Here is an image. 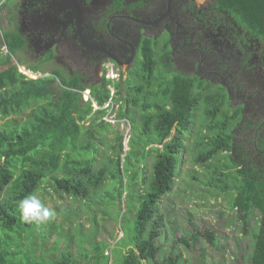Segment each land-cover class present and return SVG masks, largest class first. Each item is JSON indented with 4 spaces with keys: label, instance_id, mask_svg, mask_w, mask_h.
Here are the masks:
<instances>
[{
    "label": "trees",
    "instance_id": "16d2710c",
    "mask_svg": "<svg viewBox=\"0 0 264 264\" xmlns=\"http://www.w3.org/2000/svg\"><path fill=\"white\" fill-rule=\"evenodd\" d=\"M213 1L219 11L228 13L246 32L264 42V0ZM4 43L7 55L0 61V264H109V246L96 242L90 244L89 254H81L82 263L69 251L55 260L46 261L43 254L35 260L31 239L35 230L43 236V228L23 221L17 202L29 193L36 194L46 181L59 194L79 202L91 200L106 186L112 188L106 201L122 203L125 196V205L130 203L135 216L132 222L125 221L126 215L122 217L126 240L119 245L125 251L118 252L117 264H189L181 254L159 258L163 221L158 215L162 201L177 184L188 149L186 142L194 134L200 110L203 126L195 136V165L202 166L222 154L228 159L222 168L210 173L205 186L232 195L230 209L237 214L243 232L249 228L253 213L264 218V175L234 163L230 155L232 129L240 115L238 109L227 107L222 89L175 75L169 62L165 69L147 55L138 81L127 83L126 105L118 114L119 119H129L133 131L137 116L138 134L130 141L121 164L124 137L117 133V143L111 146L114 155L103 165L99 154L103 141L92 138L98 131L85 123L91 120L92 127L97 125L104 131L111 127L103 121L108 110L93 112L90 101L82 102L80 93L86 88L78 78H64L59 83L55 73L36 80L19 73L11 56L23 44L8 42V37ZM155 73L158 82H149ZM112 83L104 80L90 89L91 99L100 108L114 101L109 89ZM175 127L178 133L172 136ZM150 157L154 163L147 171ZM201 240L217 246L218 239L208 228L202 232L193 229L176 243L189 250ZM26 242L30 246L25 249ZM249 264H264L263 220Z\"/></svg>",
    "mask_w": 264,
    "mask_h": 264
},
{
    "label": "flooded vegetation",
    "instance_id": "af4514ba",
    "mask_svg": "<svg viewBox=\"0 0 264 264\" xmlns=\"http://www.w3.org/2000/svg\"><path fill=\"white\" fill-rule=\"evenodd\" d=\"M6 4L3 0L0 9L6 13L3 30L8 42L23 44L14 53L22 62L17 67L21 64L40 77L51 76L52 71L66 79L78 78L86 88L80 93L84 103L87 92L90 95L92 87L107 80L113 81V103L120 107L127 83L138 81L147 55L165 69L169 62L175 75L222 89L228 108L239 110L232 133L243 126L241 136L251 143L255 167L249 168L264 175V42L219 11L213 0H11ZM157 78L155 73L148 80L158 82ZM234 149L232 138L231 152Z\"/></svg>",
    "mask_w": 264,
    "mask_h": 264
},
{
    "label": "rangeland",
    "instance_id": "374dc122",
    "mask_svg": "<svg viewBox=\"0 0 264 264\" xmlns=\"http://www.w3.org/2000/svg\"><path fill=\"white\" fill-rule=\"evenodd\" d=\"M2 1L0 0V6ZM10 2L11 0H7L5 6L10 5ZM5 16L6 13L3 8L0 9V61L7 55L6 47H4L3 43L7 37V32L3 30L7 23ZM262 54L264 56V47ZM11 58L14 64L19 61L22 63L21 59L15 54ZM20 67L21 64L17 67V71L27 78L32 80L41 78L38 74H34V77L25 74L20 70ZM50 68L51 66L46 69ZM49 73L54 72L50 71ZM55 74L58 75V82L61 83L65 77L59 72ZM113 85L112 83V89L110 88L111 97H114L115 89ZM262 96L264 99V94ZM124 100L120 107L118 104L109 107L107 114L103 118V121L111 124V127L100 131L97 125L91 126V120L85 123V126L89 125L87 128L98 131L92 138H99L103 141L99 151L100 162L103 165H108L109 158L114 155L111 146L117 143V133L124 137V154L121 162L123 164V159L130 150L129 143L138 134L140 128L137 116H135L136 118L133 117L137 121L136 131L132 130L129 119H119L118 114L124 105ZM199 107H203V105L200 104ZM92 108L93 112L97 111V109H94V105H92ZM262 111L264 113V105L262 106ZM112 121H115V123H112ZM202 126L203 112L200 110L196 119L194 134L191 140L186 142L188 149L184 156L185 162L181 166V174L177 184L172 194L164 198L160 206L158 216L163 221V237H161L159 242L161 248L159 258L181 254L184 261L189 264H249L254 251L255 237L264 218L262 219L259 214L253 213L249 228L243 232L237 214L230 209L232 195L229 192L226 195H222L217 190H214V186H205L207 180L211 177L210 173L215 168H222L224 164L228 163V159H226V155L222 154L202 166L195 165V136L196 132L197 134L199 133ZM241 128L243 126L237 127L232 133L236 149L230 155L234 163L251 167L255 164L253 160L255 155L252 154L251 143L241 136ZM101 133L102 136H100ZM177 133L178 128L175 127L172 131V136ZM248 153L250 154L249 158ZM183 155L181 154V156ZM153 163L154 157H150L146 163L147 171L150 170ZM111 194L112 188L106 186L98 194H94L91 200L79 202L59 194L49 181L43 183L36 195L46 207L55 212V215L41 225L43 236L36 234L37 230L33 232L31 239V241L33 240V245L31 247L35 250V260L39 258L40 254H43L44 259H47L46 261L55 260L60 257L61 253L69 251L77 261L82 263L81 254H89L91 252L90 244L96 242V244L109 246L106 252V255L110 257L109 264H113L114 260L117 264L118 252L125 251V248L119 245L123 240H126L122 230V217L126 215L125 221H131L135 216V211L130 212V203L126 207L125 196L122 198V203L118 202V200L106 201ZM130 225L128 229H130ZM204 228H208L215 233L218 239L217 246L210 247L201 240L197 247L188 250L176 243V240L188 235L193 229L202 232ZM29 246L28 242L24 243L25 249ZM202 253L204 254L203 259Z\"/></svg>",
    "mask_w": 264,
    "mask_h": 264
},
{
    "label": "clouds",
    "instance_id": "9594fccd",
    "mask_svg": "<svg viewBox=\"0 0 264 264\" xmlns=\"http://www.w3.org/2000/svg\"><path fill=\"white\" fill-rule=\"evenodd\" d=\"M17 208L23 221L37 225L46 223L55 215V212L46 207L34 193H29L20 199Z\"/></svg>",
    "mask_w": 264,
    "mask_h": 264
},
{
    "label": "built area",
    "instance_id": "2783aa9c",
    "mask_svg": "<svg viewBox=\"0 0 264 264\" xmlns=\"http://www.w3.org/2000/svg\"><path fill=\"white\" fill-rule=\"evenodd\" d=\"M6 52H7V50H6ZM110 79L113 80L114 78H110ZM85 101H86L85 103L90 101L91 104L94 105V109H97V111L100 110V109H107L108 110L109 107L114 106L113 102H112V99H111L108 102V104H106L103 108H100L97 103L93 102V100L91 99V96L89 95V92H87V94L85 95ZM112 123H115V121H112Z\"/></svg>",
    "mask_w": 264,
    "mask_h": 264
},
{
    "label": "bare ground",
    "instance_id": "6f19581e",
    "mask_svg": "<svg viewBox=\"0 0 264 264\" xmlns=\"http://www.w3.org/2000/svg\"><path fill=\"white\" fill-rule=\"evenodd\" d=\"M20 70H22L25 74L34 77L33 74H31L30 72L26 71L25 69H23L22 67H20Z\"/></svg>",
    "mask_w": 264,
    "mask_h": 264
},
{
    "label": "water",
    "instance_id": "95a60500",
    "mask_svg": "<svg viewBox=\"0 0 264 264\" xmlns=\"http://www.w3.org/2000/svg\"><path fill=\"white\" fill-rule=\"evenodd\" d=\"M31 73V72H30ZM32 74V73H31ZM34 75V74H33ZM40 77V76H39Z\"/></svg>",
    "mask_w": 264,
    "mask_h": 264
}]
</instances>
